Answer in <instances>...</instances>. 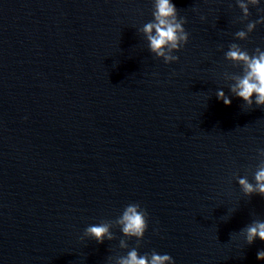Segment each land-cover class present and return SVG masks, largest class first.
Returning a JSON list of instances; mask_svg holds the SVG:
<instances>
[{
	"label": "water",
	"instance_id": "1",
	"mask_svg": "<svg viewBox=\"0 0 264 264\" xmlns=\"http://www.w3.org/2000/svg\"><path fill=\"white\" fill-rule=\"evenodd\" d=\"M172 3L189 38L165 64L140 31L153 0H0V264H117L133 248L264 264L241 232L264 196L237 182L264 163V106L229 91L242 70L224 57L264 51V22L234 36L264 0L247 19L236 0ZM129 203L147 212L141 239L116 222ZM95 224L113 239H81Z\"/></svg>",
	"mask_w": 264,
	"mask_h": 264
},
{
	"label": "clouds",
	"instance_id": "2",
	"mask_svg": "<svg viewBox=\"0 0 264 264\" xmlns=\"http://www.w3.org/2000/svg\"><path fill=\"white\" fill-rule=\"evenodd\" d=\"M236 4L243 12L245 19L250 15L248 5L256 6L259 0H236ZM264 12V9H257ZM153 19L143 24L140 31L145 35L148 48L155 57L162 58L165 64L175 62L179 59L174 55V51H179L188 42L189 33L185 30L184 24L187 22L183 16H178V10L172 0H153ZM204 19V17H201ZM264 22V15L255 21H249L246 25L247 31L239 30L234 36L240 40L247 38L257 24ZM226 60L234 61L241 67L242 75H232V84L229 91L234 96L244 101L245 105L251 107L253 103L257 106H264V51L259 47L255 48L252 54L246 49H242L238 44L232 43L224 53ZM254 97V99H253ZM217 100H222L227 106L231 104V99L225 95L222 89L216 91ZM258 153L264 156V149H258ZM255 184L249 183L247 178H238V184L245 195L258 193L264 196V163L258 166L254 173ZM122 225L121 231L126 236L142 238L148 227L147 212L139 203H129L126 205L116 221ZM247 244H251L256 238L264 241V221L254 220L246 228L241 229ZM91 237L98 244L103 243L105 238L113 239L109 232L108 224L89 225L84 229L81 237ZM124 247V242H120ZM256 258L264 260V251H257ZM117 264H174L173 258L169 254L151 253L138 254L136 248L127 252L126 256L118 257Z\"/></svg>",
	"mask_w": 264,
	"mask_h": 264
}]
</instances>
